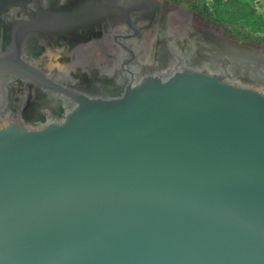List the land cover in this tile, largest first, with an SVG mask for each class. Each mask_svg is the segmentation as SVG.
<instances>
[{
	"label": "water",
	"instance_id": "obj_1",
	"mask_svg": "<svg viewBox=\"0 0 264 264\" xmlns=\"http://www.w3.org/2000/svg\"><path fill=\"white\" fill-rule=\"evenodd\" d=\"M192 55L119 97L55 87L76 101L61 122L0 127V264H264V91L240 80L264 84V50L210 25Z\"/></svg>",
	"mask_w": 264,
	"mask_h": 264
},
{
	"label": "flooded vegetation",
	"instance_id": "obj_2",
	"mask_svg": "<svg viewBox=\"0 0 264 264\" xmlns=\"http://www.w3.org/2000/svg\"><path fill=\"white\" fill-rule=\"evenodd\" d=\"M119 1L40 0V4H33L31 9L12 10L2 15L0 19V121L3 120L6 124L16 122L27 126L24 124L22 107L29 105L25 103L28 92L37 93L43 99L52 98L60 102L61 106L56 108L57 116L64 113L67 115L76 104V101L67 93L55 89V87L79 88V86L58 80L60 69L57 66L52 69L45 57L51 53L48 51V42L61 43L56 47V54L53 55L63 56L62 64L65 65L71 64L72 54L83 47L92 45L96 52L90 53V56L95 55L94 57L100 58L106 64V68L114 67V72L122 78L123 89L134 86L151 74L165 80L175 72L183 68L193 69L192 66L199 63L194 60L198 53L192 55V52L196 50L200 52L206 44L205 40L207 43L210 41L209 23L202 20L201 26L205 29L202 33H197L195 31H201L202 28L190 22L188 29H193L187 30L190 34L186 33L190 38L187 37L185 45L179 48L170 36L173 21L170 5L161 0V3L129 0L128 3L120 6ZM117 6L120 7L117 8ZM41 8L49 10L48 15ZM10 14L11 16H8ZM45 27L51 29L50 35H43ZM180 30L184 31L183 27H180ZM194 38L195 41L198 40L196 43L199 45L192 42ZM231 38L263 50L257 44ZM143 41L161 49L166 60L159 65L138 69L136 65L143 55L145 44H142ZM140 43L142 46L138 45ZM256 74L259 76L258 73ZM250 77L256 82L260 81L254 74ZM123 89L121 94L124 92ZM93 95L105 97L100 93H93ZM67 105L71 108H66ZM7 114H9L8 120H4ZM63 119L56 117L45 125L61 122Z\"/></svg>",
	"mask_w": 264,
	"mask_h": 264
},
{
	"label": "bare ground",
	"instance_id": "obj_3",
	"mask_svg": "<svg viewBox=\"0 0 264 264\" xmlns=\"http://www.w3.org/2000/svg\"><path fill=\"white\" fill-rule=\"evenodd\" d=\"M8 16H11V14ZM188 17H186V18H188ZM191 17L192 16H190V18ZM194 23H196V22H194ZM197 24H198V21H197ZM201 25L202 24H199V26L202 28ZM200 27H199V29H200ZM191 29H193V28H191ZM191 29H187V30L191 31ZM204 29L205 28H202L201 31H195V32L202 33ZM178 30H180V28L179 27L177 28L176 25H173V27L171 29L170 36H171V39L174 42V44L177 45V47L182 48L185 45V42L187 41L188 36L186 35V33H189V32L187 30H185V31H178ZM195 30H197V29H195ZM217 31H219V30H217ZM194 37H196V36H194ZM188 38H190V37H188ZM197 38H199V36H197ZM195 40L196 39L194 38V40L192 42L195 43V45H196V44H198V43H196L198 40L197 41H195ZM144 43L145 42L143 41L142 44H144ZM146 43L143 46L144 50H143L142 58L140 59L139 63L136 65L137 68L138 69L141 68V70L145 69L147 67H151L153 65L162 64L166 60V57L163 55L161 49L157 48L155 45H152L150 43L146 44ZM47 44H48V51L52 52L61 43L59 44L56 42L55 43L54 42H48ZM142 44L140 43L138 45L142 46ZM91 46L92 45L87 46V47H83L82 49H79L77 52L72 54L71 64L62 65L61 73H59V75L57 77L58 80L79 86V88L86 90L92 94L93 93H100V94H103L105 97H119L121 95V91L123 89L121 87L122 78L119 75H117L116 72H114V70H115V69L113 70L114 67L110 68V66H109L108 68H106V64H104V62L102 60H100V58L94 57L95 55L90 56V53H93L95 51V48H93ZM137 47H139V46H137ZM189 47L191 48L190 45H189ZM196 62H198V61H196ZM150 70H151V68H150ZM150 72H152V71H150ZM241 75H243V74H241ZM240 80H241V82H243L249 86L256 87V88L264 91V84L262 82L254 81L249 75L247 76L246 74H244V77L241 78ZM124 84L127 85V83H124ZM123 90H125V89H123ZM26 98L27 99H26L25 103L29 104V105L27 107L26 106L22 107V115H24V124H26L30 128H32V127L33 128H37V127L40 128L43 125H45L49 120L55 119L56 117H58V119H60V120L65 118V115H66L65 113L63 115H59V116H57L58 114H56V108L61 106L60 102L55 101L52 98H44L43 99L42 97L39 96V94H37V93L35 94L33 92H28ZM71 101H73V100H71ZM64 103H65V101H64ZM68 107H69V105H67L66 108H68ZM69 108H71V107H69ZM8 116H9V114H7L6 117H8Z\"/></svg>",
	"mask_w": 264,
	"mask_h": 264
},
{
	"label": "rangeland",
	"instance_id": "obj_4",
	"mask_svg": "<svg viewBox=\"0 0 264 264\" xmlns=\"http://www.w3.org/2000/svg\"><path fill=\"white\" fill-rule=\"evenodd\" d=\"M161 1L172 7L171 10L172 19H173L172 27L173 25L180 24L178 25V27L179 28L183 27L185 31L188 29V25H191L189 24L190 22H196L197 24L198 21L197 25H199L202 24L201 22L203 20L204 22L209 23L214 29L216 28L220 32H223L245 43L257 44L260 47H262L264 50V0H252L253 4L256 6L258 13L256 17L247 20H241L235 24H227L216 20L214 15L213 0H161ZM190 16H192L193 18L192 17L190 18ZM54 53L55 50H53L50 53V55L48 54L45 57L47 59L48 64L52 67V69L54 66H57L61 71L62 65H64L62 64V62H64L63 61L64 58L63 56L56 57L55 55H53ZM4 120H8V117L4 118ZM5 124H6L5 121L3 120L0 121V127L4 126Z\"/></svg>",
	"mask_w": 264,
	"mask_h": 264
},
{
	"label": "trees",
	"instance_id": "obj_5",
	"mask_svg": "<svg viewBox=\"0 0 264 264\" xmlns=\"http://www.w3.org/2000/svg\"><path fill=\"white\" fill-rule=\"evenodd\" d=\"M216 20L235 24L258 15L252 0H213Z\"/></svg>",
	"mask_w": 264,
	"mask_h": 264
},
{
	"label": "crops",
	"instance_id": "obj_6",
	"mask_svg": "<svg viewBox=\"0 0 264 264\" xmlns=\"http://www.w3.org/2000/svg\"><path fill=\"white\" fill-rule=\"evenodd\" d=\"M256 7V6H255Z\"/></svg>",
	"mask_w": 264,
	"mask_h": 264
}]
</instances>
